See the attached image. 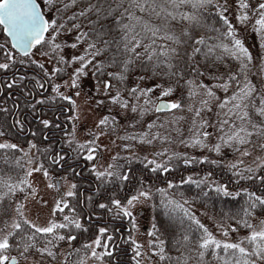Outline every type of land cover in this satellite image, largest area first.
Here are the masks:
<instances>
[{"label":"snow or ice","instance_id":"obj_1","mask_svg":"<svg viewBox=\"0 0 264 264\" xmlns=\"http://www.w3.org/2000/svg\"><path fill=\"white\" fill-rule=\"evenodd\" d=\"M0 98V264H264V0H0Z\"/></svg>","mask_w":264,"mask_h":264},{"label":"trees","instance_id":"obj_2","mask_svg":"<svg viewBox=\"0 0 264 264\" xmlns=\"http://www.w3.org/2000/svg\"><path fill=\"white\" fill-rule=\"evenodd\" d=\"M0 100H1L0 102H2L3 98H0ZM197 171H199V170H197ZM187 174H189V173H185V175H187ZM228 175H229V173H227L226 171L221 173L219 170H217V178L218 179L221 176H223V178L225 180H227ZM194 194H195V190H193L192 193H190L189 195L191 196V195H194ZM242 202L243 201H241L240 203H242ZM238 207H239V204L236 203V202H231L230 201V202L225 203V202H223L221 200H216L214 202L213 201H209L206 205L202 204L201 202H198L196 205H193L194 211L197 210V211H200L202 213L207 211L209 217L211 215H213V214H219L221 208L225 209L226 211L227 210L235 211ZM150 212H151V217H153L154 214H159V218L160 219L166 220V217L163 216V210L161 208L158 207L156 209V213H153V211L151 209H150ZM150 229H151V227H150ZM245 234H246V230L241 229L240 235L243 236ZM234 235H236V234H234ZM130 255H131V253H130V250H129V255H128V257L125 258V259L129 260V262H130ZM130 264H131V262H130Z\"/></svg>","mask_w":264,"mask_h":264},{"label":"rangeland","instance_id":"obj_3","mask_svg":"<svg viewBox=\"0 0 264 264\" xmlns=\"http://www.w3.org/2000/svg\"><path fill=\"white\" fill-rule=\"evenodd\" d=\"M249 43H251V40H249ZM37 59H39V57H37ZM81 103H83V102L81 101ZM85 111H90V110L85 109ZM94 118H95L94 116L90 117V119L88 121V126H91V121ZM180 150H183V149H180ZM187 151L191 152L192 150H187ZM233 156H234V154L231 152V150H228V155H226L224 157V159L225 160H232ZM41 181H42V177H40L39 174H37L36 186L42 190L44 185H43V183ZM195 212H196L197 216L202 220V222H204L210 228L214 229L215 226L211 223V220H210L209 216H201L200 214L202 212L197 211V210ZM42 215H44L46 217L47 216V212L44 211L42 213ZM151 219H152V217H151V212H150V208H149V209H146L145 212L143 213V219L141 221V223H142V229H141L142 233H146L147 230H150ZM235 238H236V235L233 234V239H235ZM139 239L143 243V242H145V240L147 238H146V236L142 235V236L139 237Z\"/></svg>","mask_w":264,"mask_h":264},{"label":"flooded vegetation","instance_id":"obj_4","mask_svg":"<svg viewBox=\"0 0 264 264\" xmlns=\"http://www.w3.org/2000/svg\"><path fill=\"white\" fill-rule=\"evenodd\" d=\"M9 79L11 78V77H8ZM1 101V100H0Z\"/></svg>","mask_w":264,"mask_h":264}]
</instances>
